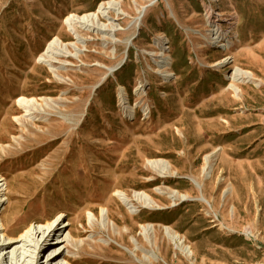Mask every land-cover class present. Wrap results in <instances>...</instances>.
Segmentation results:
<instances>
[{
    "label": "rangeland",
    "instance_id": "1",
    "mask_svg": "<svg viewBox=\"0 0 264 264\" xmlns=\"http://www.w3.org/2000/svg\"><path fill=\"white\" fill-rule=\"evenodd\" d=\"M110 1L101 26H66ZM235 68L256 81L229 88ZM0 179L13 238L73 223L38 264H264V0H0ZM135 192L156 207L116 197Z\"/></svg>",
    "mask_w": 264,
    "mask_h": 264
},
{
    "label": "bare ground",
    "instance_id": "2",
    "mask_svg": "<svg viewBox=\"0 0 264 264\" xmlns=\"http://www.w3.org/2000/svg\"><path fill=\"white\" fill-rule=\"evenodd\" d=\"M155 1V0H154ZM154 3V2H153ZM119 4L116 2H107L106 4L102 3L98 6L96 12L84 14L82 16H70L65 20L66 26L68 28H73L76 25L85 27L87 29H95L99 25V18L104 17L107 14V11L109 10H118ZM142 14V13H141ZM140 14V17H141ZM138 18V20L140 19ZM210 39L213 42H219L221 39H224V37L220 36L215 29H211L209 31ZM231 38V37H230ZM233 38V37H232ZM225 42L229 43V40L225 39ZM72 46V45H71ZM221 46H225V44H222ZM62 49L59 47V41L53 40L51 41L47 47L42 56L40 57L41 62L48 68V70L55 74L56 67L55 64L57 63V58L62 57L64 54L66 55V52H62ZM65 50H67L65 48ZM157 63V67H159L160 70H162V74L167 77L166 69L168 68L169 63L167 62L166 57L164 56V53L162 52L159 56ZM231 84L229 85V88H233L236 90L235 84L236 83H254L256 80L253 77V75L249 72L242 71L239 68H235L232 72V74L229 77ZM256 84V83H255ZM48 101H43L42 104H39L38 101L34 99H26V98H19L16 101V104L19 108H21L25 113H30L31 111L35 110H43L44 106H47ZM32 113V112H31ZM66 150H70L69 147L66 148ZM68 154V153H67ZM208 159H206V162ZM148 165L159 177H165L170 174V165L164 161V160H152L148 161ZM0 227L3 229L1 231L0 229V237L2 239H6L7 242L4 243L3 241H0V264H38L39 263V257L41 255H44L48 249H50L52 246H56V244L59 241H62L66 244H69L70 240L76 233L72 230L73 223L70 224L71 229L68 231V236H64V238L57 237V234H61L64 232L62 229V222L59 221V219L56 221V225L53 224H46L43 229H27L24 233L22 239L21 238H13V231L7 230L4 227L3 220L1 218L2 214V205H1V196H5V192L7 191V183H5L4 179H0ZM3 194V195H2ZM116 197L118 201L124 205V206H130L132 205L131 202H136L141 205L142 208L151 210L156 207L155 202L149 197L147 194L142 192H135L131 198H129L124 193H118L116 194ZM169 199L171 201H175L176 195L171 193L168 195ZM133 208V207H130ZM134 210V208H133ZM4 227V228H3ZM152 230L151 226H148L146 228H143V233L148 236ZM166 236L172 241L174 246L178 248L179 250L183 249L185 252V255L189 256L191 253L187 247H183L182 240L176 236L175 234H170L168 230L165 231ZM247 235H250L249 231L247 232ZM11 250L10 252L2 255L4 251ZM60 248H54L51 249L48 254L46 255V259H48L47 264H63V262L69 263V259L63 258L64 250L59 251ZM56 251H59L56 253V255H53ZM61 258L59 262L58 259ZM14 262V263H13Z\"/></svg>",
    "mask_w": 264,
    "mask_h": 264
},
{
    "label": "built area",
    "instance_id": "3",
    "mask_svg": "<svg viewBox=\"0 0 264 264\" xmlns=\"http://www.w3.org/2000/svg\"><path fill=\"white\" fill-rule=\"evenodd\" d=\"M220 36H222V34H223V32H221V31H218L217 32ZM228 35V34H227ZM222 37H224V36H222ZM228 38V37H227ZM230 38H228V40H229ZM221 40H223L224 42H225V38L224 39H221ZM224 42H223V44H224ZM218 43V42H217ZM227 42H225V44H226Z\"/></svg>",
    "mask_w": 264,
    "mask_h": 264
},
{
    "label": "water",
    "instance_id": "4",
    "mask_svg": "<svg viewBox=\"0 0 264 264\" xmlns=\"http://www.w3.org/2000/svg\"><path fill=\"white\" fill-rule=\"evenodd\" d=\"M112 71H113V69L110 70V72H112Z\"/></svg>",
    "mask_w": 264,
    "mask_h": 264
}]
</instances>
